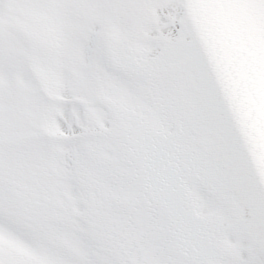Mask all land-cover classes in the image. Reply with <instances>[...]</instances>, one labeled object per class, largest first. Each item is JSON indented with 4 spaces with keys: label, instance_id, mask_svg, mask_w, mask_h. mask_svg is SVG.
Wrapping results in <instances>:
<instances>
[{
    "label": "snow or ice",
    "instance_id": "1",
    "mask_svg": "<svg viewBox=\"0 0 264 264\" xmlns=\"http://www.w3.org/2000/svg\"><path fill=\"white\" fill-rule=\"evenodd\" d=\"M0 264H264V0H0Z\"/></svg>",
    "mask_w": 264,
    "mask_h": 264
}]
</instances>
